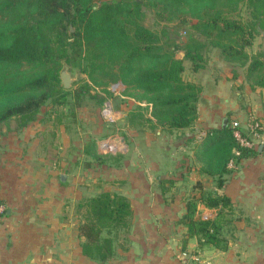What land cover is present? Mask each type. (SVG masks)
Wrapping results in <instances>:
<instances>
[{"label":"crops","instance_id":"crops-1","mask_svg":"<svg viewBox=\"0 0 264 264\" xmlns=\"http://www.w3.org/2000/svg\"><path fill=\"white\" fill-rule=\"evenodd\" d=\"M205 57L197 70L184 61L182 77L200 88L186 127L152 128L134 108L147 103L124 94L121 83L105 96L116 111L112 122L101 118V105L100 124L92 111L75 110L64 121L45 108L26 124L0 122V264H264V144L228 160L221 175L209 172L204 154L214 130L234 119L242 132L250 118L264 127V86L243 68L234 76L215 47ZM73 116L88 124L70 125ZM100 191L124 195L131 210L104 260L83 251L78 228V203ZM203 191L228 196L230 208L206 205ZM192 197L195 217L214 218L220 209L230 217L221 228L226 249L188 234L183 216Z\"/></svg>","mask_w":264,"mask_h":264},{"label":"trees","instance_id":"trees-1","mask_svg":"<svg viewBox=\"0 0 264 264\" xmlns=\"http://www.w3.org/2000/svg\"><path fill=\"white\" fill-rule=\"evenodd\" d=\"M243 1L251 8L247 19L231 15ZM147 11L156 24L175 25L151 28L142 21ZM0 15L6 16L0 18V122L14 117L26 124L43 108L59 119L57 106L76 108L84 97L99 107L105 96L91 92L86 81L77 90L63 86V67L78 66L94 85L123 84L124 94L147 103L134 107L140 109L138 118L169 130L189 126L197 112L200 88L182 77L184 58L197 70L215 47L234 76L243 68L246 78L264 86V49L250 55L246 49L257 33L264 38V0H0ZM181 26L183 37L171 35ZM180 48L183 57L177 54ZM258 145L241 146L231 126L215 129L204 152L209 172L221 175L228 160L252 154ZM222 182L219 177L217 185ZM200 198L208 206H231L228 196L213 191H203ZM196 202L188 200L183 216L188 234L200 245L226 249L221 228L230 217L220 209L214 218H197ZM78 205L83 251L104 260L113 252V237L128 226L129 201L118 192L100 191Z\"/></svg>","mask_w":264,"mask_h":264},{"label":"rangeland","instance_id":"rangeland-1","mask_svg":"<svg viewBox=\"0 0 264 264\" xmlns=\"http://www.w3.org/2000/svg\"><path fill=\"white\" fill-rule=\"evenodd\" d=\"M250 13H251V8L248 7L247 1H243V2L239 3V6L237 7V9L234 12H232L231 15L236 16V17H241L242 19H247V18H249ZM5 17L6 16L0 15V18H5ZM142 21L147 26L154 28L156 30H160L163 27V25H166L167 27H169V29H170V27H173L175 25V23H173L172 21H167V22L161 21L158 24H156L153 21V16H152L150 11H147V14L143 17ZM170 32H173V33H171V35H173L174 37H179V36L183 37L186 33L182 26L178 30H176V31L170 30ZM246 49H247L249 55L254 53V52H257L259 50H263L264 49V38L262 37V35L260 33H257L254 36L252 44L250 46H247ZM179 50H182V49L180 48ZM179 50L177 51L178 56H179ZM184 61H189V59L184 58ZM66 70L70 74L71 81H70L69 88H71L72 90H77L78 88H80L81 85H84V82L86 81L89 84L88 87H89L91 92L98 91L101 94H103L104 96L109 97L112 92L115 93L117 91L115 85L118 84L119 82L111 83L110 85H107V86L94 85L92 83V81L88 78L86 73L83 72L82 70H80V68L78 66H74L73 68H70V69L68 68ZM61 83H62V81H61ZM109 87H111L110 89L112 90V92L109 89ZM112 87H113V89H112ZM68 98L71 99V96L69 95ZM96 108L97 107L95 106V103L93 101L88 100L84 97L81 99V105L80 106H77L76 108L71 107V108H69V110H67L66 107H64L63 105H59V106H57V111H58V115L60 114V119L63 118L64 121L65 120L67 121V118L71 115V112H73L74 109H76L78 111H82V110L92 111V116L95 117L94 118L95 120H93V121L91 120V122L94 124V123H96L95 121L98 122L96 111H95ZM64 111H67V113H64ZM94 111H95V113H94ZM56 115H57V113H56ZM44 117H48V116L45 115ZM12 119H14V120H11L12 123H16L15 122V121H17L16 118H12ZM69 122H70V125H75V126H83V123H84V121L78 120V118H76L74 116L69 118ZM84 124H88V123H84ZM98 124H100V123L98 122Z\"/></svg>","mask_w":264,"mask_h":264},{"label":"built area","instance_id":"built-area-1","mask_svg":"<svg viewBox=\"0 0 264 264\" xmlns=\"http://www.w3.org/2000/svg\"><path fill=\"white\" fill-rule=\"evenodd\" d=\"M100 116L107 122H112L116 119L115 108L109 99H104L100 107ZM231 128L234 138L241 146L254 147L258 144H264V127L256 118H250L247 122V130L242 132L239 130V122L234 119L231 121ZM103 147L105 145L103 144ZM3 210V205L0 203V211Z\"/></svg>","mask_w":264,"mask_h":264},{"label":"water","instance_id":"water-1","mask_svg":"<svg viewBox=\"0 0 264 264\" xmlns=\"http://www.w3.org/2000/svg\"><path fill=\"white\" fill-rule=\"evenodd\" d=\"M70 28L72 29L71 26H70ZM183 55H184V51L179 50V57H183ZM60 78H61V81H62V84L64 87L70 86V81H71L70 74L67 72L65 67H63L60 70ZM225 122H226V119H225ZM63 177H64V174H61V178H63Z\"/></svg>","mask_w":264,"mask_h":264}]
</instances>
